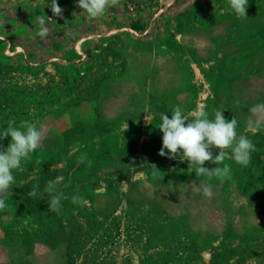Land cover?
I'll use <instances>...</instances> for the list:
<instances>
[{"label":"rangeland","instance_id":"obj_1","mask_svg":"<svg viewBox=\"0 0 264 264\" xmlns=\"http://www.w3.org/2000/svg\"><path fill=\"white\" fill-rule=\"evenodd\" d=\"M50 3L0 0V130L44 129L13 171L0 264H264V130L246 127L264 104V0H248L245 19L228 0H120L97 18L77 0H57V17ZM176 106L234 116L256 147L250 165L225 160L230 178L209 180L160 156V114ZM49 179H61L58 213L49 194L27 196ZM204 184L211 196L194 190Z\"/></svg>","mask_w":264,"mask_h":264},{"label":"clouds","instance_id":"obj_2","mask_svg":"<svg viewBox=\"0 0 264 264\" xmlns=\"http://www.w3.org/2000/svg\"><path fill=\"white\" fill-rule=\"evenodd\" d=\"M119 2L120 0H77V6L89 18H97L117 6ZM247 6L248 0H228V8L241 19L248 17ZM50 7L54 16H62L63 9L58 5L57 0H51ZM38 24L37 35L41 38L46 37L48 28L44 16L38 17ZM250 113L246 127L253 133L264 130V104L254 105ZM211 116L212 118H209L210 113L206 111V106L197 109L191 119L179 106L171 109L170 117L161 113L158 128L162 132V146L158 154L170 159L179 157L181 161L186 160L189 166H194L193 171L197 177L206 176L209 180L218 177L222 181L224 178H230L231 174L230 165L225 164L224 161L233 160L242 167H248L256 147L246 135L237 134L238 122L234 116L230 120L226 119L222 110H214ZM6 137H10V142L6 148L0 150V211L6 210V195L11 193V188L15 184L13 171L20 170L22 162L31 161L32 154L41 147L44 129L38 127V122L22 120L17 126L16 120L10 119L7 121V126L0 130V139ZM212 148L218 149L216 155H213ZM85 161L90 167L92 162L88 160L87 154L81 155L77 163L82 164ZM205 162L217 166L209 169L203 166ZM37 163L41 164L42 161L38 160ZM151 166L154 176L161 173L154 164ZM60 183L61 179H49L43 191H39V185H34L27 196L39 199L45 193L49 194L48 208L51 212L58 213L61 209V200L65 198L62 192L57 191ZM194 190H202L206 197L212 194L210 184H204ZM83 202V197L72 196L73 204Z\"/></svg>","mask_w":264,"mask_h":264},{"label":"trees","instance_id":"obj_3","mask_svg":"<svg viewBox=\"0 0 264 264\" xmlns=\"http://www.w3.org/2000/svg\"><path fill=\"white\" fill-rule=\"evenodd\" d=\"M131 28L136 30V31L142 30V26L137 21L136 22H132Z\"/></svg>","mask_w":264,"mask_h":264}]
</instances>
